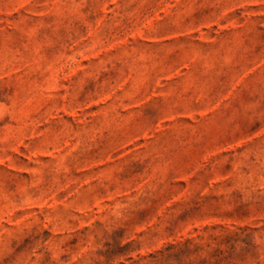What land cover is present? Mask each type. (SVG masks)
<instances>
[{"label": "rangeland", "instance_id": "1", "mask_svg": "<svg viewBox=\"0 0 264 264\" xmlns=\"http://www.w3.org/2000/svg\"><path fill=\"white\" fill-rule=\"evenodd\" d=\"M0 264H264V0H0Z\"/></svg>", "mask_w": 264, "mask_h": 264}]
</instances>
